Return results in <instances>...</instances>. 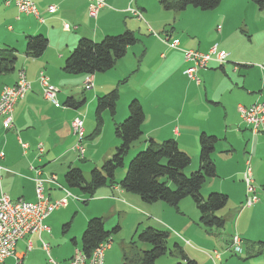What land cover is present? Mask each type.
I'll return each mask as SVG.
<instances>
[{"label":"crops","instance_id":"0c3cea01","mask_svg":"<svg viewBox=\"0 0 264 264\" xmlns=\"http://www.w3.org/2000/svg\"><path fill=\"white\" fill-rule=\"evenodd\" d=\"M104 1L105 5L99 9L95 17H92L88 12L89 0H47V6H41L39 9L38 5L36 6L37 3L33 0L37 15L20 12L14 0H0V44H13L18 41L21 50V52L18 50L14 71L0 78V93L3 86L14 84L21 69L25 70L27 79L30 82V89L24 98L14 104L12 125L5 129L2 126V118L0 117V152L3 153V156L0 157V193H7L12 200L21 198L27 201H34L36 199L33 179L34 171L31 168L34 167L41 169V177L43 178L47 179L54 175L55 182L44 184V193L51 201H56L65 198L68 195L67 193L73 194L72 192L75 191H70L64 183L63 174L68 167H78L81 170L82 167H87L86 169L97 167L96 161L99 157L95 155V152L85 155L86 152L84 151L83 156H80L77 151L72 149L76 142L71 137L73 134L70 129V123L74 117L79 116L82 108L63 106L69 97L81 100L80 88L88 75L82 73L68 74L63 70V65L67 55L79 38L85 37L99 41L104 36L120 34L126 30L133 32L136 36L138 35V38L136 37L138 41L135 45L127 48L126 54L116 62L113 68L106 71L112 72L109 76L122 79L126 73L127 77H134L139 80L143 76L142 81L146 84L149 79L147 76L151 75V72L148 68H145L140 76L138 73L141 70V64L144 62L149 64L153 58H158L161 67H166L169 64L165 74L169 73L170 63H176L175 68L169 73V77H174L175 84L178 79V101L173 103V107H163L159 105V102L152 100L147 95L139 99L136 96L142 104L145 119L141 126L143 133L141 141L135 144L130 151L132 150V153H134L136 150L143 149L149 139L160 142L173 138L177 141L179 148L190 155L192 160L191 171L198 166V137L202 132H205L218 137L220 139L218 142L221 141L219 146H217L218 143L216 144L214 152L216 174L218 176L224 179L228 177V179H232L233 183H236L235 177L242 179L246 159H249L250 163H254L255 166L258 164L262 166L263 160L260 159L262 153L259 150L264 149V131L254 134L250 126L240 118L238 107H248L256 101L264 102V92L262 90L264 88V65L259 64L260 58L254 55H241L237 52L234 46L236 38H231L230 35L231 22L229 25H225V15H221V20L219 19L220 15H216V23L218 22L216 25L217 36L214 35V37L210 33L213 43L203 44L200 38L195 41L197 37L194 36H192L193 39L189 38L181 42L178 38L179 36H173L174 34H187L183 28L178 27V31L176 30V26L179 24L178 13L173 10L163 9L158 0ZM242 1L245 2V0ZM50 5L55 8L51 13L47 11ZM132 10L139 12L140 15H136ZM262 12L264 11H260L257 14L263 20L258 18L254 21L246 22L243 19V24L239 22L241 25L239 29L251 38L261 30L264 32V15ZM257 24L258 27L255 29L254 27ZM10 29L11 31H8ZM208 30L210 32L211 29L209 28ZM152 32L164 33V38H167L168 41L177 39L178 47L171 48L163 42V38L147 35L152 34ZM29 34H42L48 37V46L39 57H30L24 54L25 37ZM229 39L231 46L225 42ZM137 45L139 47L138 50L135 48ZM214 45H216L218 50H223L227 53L226 61L222 64L210 61L205 68L199 69L196 73L199 79L198 82L188 78L184 71L189 63L184 59L183 50L193 49L204 53L209 51ZM51 46L53 51L50 52L48 49ZM219 46L221 47L220 49L218 48ZM162 49L167 51V55L164 52L159 53ZM158 53L159 56L157 57ZM130 58L133 63H136L137 67L127 62ZM237 66L245 68L242 74H236ZM40 72L46 75L49 82L58 88L56 98L61 106H55L44 98L42 87L38 82ZM106 72L89 74L92 77L93 88L91 89L93 90L88 93V100L90 99L88 103H93L94 99L96 102L97 96L111 89L109 84L112 82L106 80L108 85L104 84L105 78L100 75ZM157 76L161 81H164L165 75ZM252 77L256 82L248 80ZM159 84L162 86V82H159ZM85 99L87 100V97ZM130 99L124 101V105H120L119 108L124 106L122 112H119V108L116 106L114 123L120 122L121 118L126 117L128 114L126 103L128 104ZM230 107L245 125H243L244 131L240 130L242 126H236L237 130L243 132L241 137L246 143L243 148L234 149L231 140H229V133L234 130H230L227 123ZM87 110H89V105ZM169 110H172V113H169ZM81 117L84 118V115ZM87 129H89L88 121L86 122V130H83V135L85 131H88ZM89 135L90 133L86 137ZM220 135L224 136L221 137ZM19 140L26 143L27 148H22ZM118 144L119 141L115 135H111L109 145L104 154L100 155V160L103 159L104 161L110 157ZM37 147H40L42 151L39 152ZM240 149L241 151H239ZM237 150L238 159L233 154ZM70 152L74 153V155L70 154ZM87 158L89 159L86 160ZM232 160L240 162L239 167L234 171L228 169V166L232 164ZM78 161L83 163L80 164ZM48 163H50L49 166ZM224 172L229 174L225 176ZM252 174L255 181L261 180L256 175V170H252ZM121 177V173H119L118 178ZM206 182H208L207 186L204 184L206 191L216 189L213 178ZM217 189L219 190V188ZM201 191L203 194V189ZM73 197L75 199L79 198L77 195ZM93 198L104 202L107 208L102 212L88 215L86 219L92 216L113 218L115 214L121 215L122 212L125 213L127 207L131 208L129 205L136 207L135 204H140L139 202L141 201L136 195L122 190L117 183L113 185L106 184L98 188ZM240 199H242V207L231 206L226 214L230 215L231 211L239 213L237 219L235 218L234 233L240 236L242 243L247 240L262 241L260 239L263 237H257L255 231L245 230L240 224V220L245 219L247 221V219H250L251 214L254 215L255 212L259 211V207L262 204L259 201L254 208L250 207L247 209L244 207L246 199L245 185L244 190H241ZM184 202L186 201H181L179 204L181 213L183 212ZM66 206L67 203L64 207ZM141 206L146 205L141 203ZM156 207L168 210L164 205L158 203ZM138 209L142 211L141 208ZM135 212L137 213L136 210ZM137 214L141 217L143 216L140 213ZM46 220L44 221L45 225H47ZM106 225H111V222L109 224L105 223ZM152 225L168 229L164 225L156 223H152ZM188 226H182L181 229L184 228L186 230ZM44 234L47 233L45 232L42 235ZM27 240H30L33 247L34 244L38 245L40 239L37 234H32L18 240L15 245V252L22 256L21 264H34L36 263L35 254L37 251L34 250L27 256ZM122 245H119L120 248L116 244L112 245V247L110 246V251L105 254L104 264H115L118 255L117 251L122 250ZM113 249L116 250V253L109 254ZM184 249L187 250L186 247ZM43 252L49 254L50 249L48 252L43 248L41 249L44 259L46 255ZM69 259L70 257H67V260ZM42 262V264H45V262L47 264H58L52 259H45ZM12 263L9 262L7 264ZM119 264H121V258Z\"/></svg>","mask_w":264,"mask_h":264},{"label":"rangeland","instance_id":"374dc122","mask_svg":"<svg viewBox=\"0 0 264 264\" xmlns=\"http://www.w3.org/2000/svg\"><path fill=\"white\" fill-rule=\"evenodd\" d=\"M35 2L37 3L36 6L38 5V9L41 6H47V0H35ZM260 11L261 10H258L256 5L250 0H245V2L242 0H222V2L217 8L209 11H202L193 6H187L185 9L181 11H176L178 13V22H179V24L177 22L178 26H176V30L178 31V27L183 28L185 29L187 34L186 35L174 34L173 36L176 37L179 36L178 38L181 40V42L189 38L193 39L192 36H194L197 37L195 38V41H197V39L199 40L200 38L201 43L203 44H207L209 42L213 43L214 41H211L212 40L211 34H213V36L214 35L217 36L216 25L218 24V22L216 23V18H217L216 15H220L219 17L220 20L222 19L221 15H225V21H224L225 25H229L231 22L230 35L231 38H236L235 41L236 43L234 46L237 52L241 55H254L255 57L260 58L258 63L264 65V32L261 30L255 33V35L251 38L249 35L243 33L242 30L239 29L241 28L239 22L243 24V19H245L246 22H251L258 18L263 20V18H261L257 14ZM262 13L264 15V12ZM257 27L258 24L254 28L257 29ZM209 28L211 29L210 32L208 30ZM8 31H11V29ZM185 31L183 30V32ZM29 35H35V34H29ZM147 35L148 36L153 35L155 36V38L157 37L164 38V33L162 32L160 33L152 32V34H147ZM137 36L135 35V37ZM225 42L231 46L230 39ZM0 48L2 49L13 48L16 50V54L19 51L21 52L20 47L18 45V41H15L13 44H6V45L0 44ZM135 48H137L138 50L139 49L138 45L135 46ZM218 48L220 49L221 47L219 46ZM48 51L50 52L53 51V47L51 46V48L48 49ZM160 52H164L167 55V51H165L164 49L159 51V53ZM159 53L157 54V57L159 56ZM127 62L129 64H133V66H136V63L135 62L133 63L131 58L128 59ZM141 65L142 67L140 72L139 73L137 72L140 76L142 74V70H144L145 68H148L151 72V75L147 76V78L149 77V79L147 80L146 84H144L142 81L143 76H141L142 78L139 80L138 78L129 77V76L127 77L125 73L122 79H118V78L116 79L115 76H109L111 75L112 72H106L104 74H100L102 75V78H105L104 84H107L106 80H108L109 82H112L111 84H109L111 85L109 88L117 89L119 96L118 101L116 103L117 108H119L120 105H124V101H128L129 98L133 99L138 97L139 99V98H144V96L146 95L150 96L152 100L159 102V105L163 107L164 106L173 107V103L178 101V92H177L178 79L175 84L174 77H169V73L175 68L176 63L173 64L170 63V69L168 74L165 73L167 72L166 69L169 68V64L166 67L164 66L161 67L158 58L157 59L153 58L149 64H146L144 62ZM244 70L245 68L237 66L235 72L236 74H242ZM104 75H108V76H104ZM157 75H165L164 81H161ZM248 80L251 82H256L253 77L249 78ZM158 81L162 82V86L161 84H159ZM91 88H85L84 85L80 88V95H81L80 101L86 100L85 98L87 97V100L83 104H81V106L78 107V109L82 108L79 117L84 115V118L81 117L84 121V130H86V122L87 121L89 122V129H87L88 131H85L84 133V138L81 141V146L84 147L85 149L86 152L85 155L95 152V155L99 157V159H97L96 161L97 162L96 166L98 168L103 163V159L100 160V155L104 154V151L108 147L109 142L111 140V135H114L113 133L114 117L111 118L110 114L107 111L105 112V114L103 113V126L101 128L100 133L93 137L91 136L88 138L86 137L87 134L92 133L95 126V117H94L95 104H96L95 99L93 100V103L92 102L88 103V101L90 100V99L88 100L89 98L88 93L93 90ZM262 90L264 92V88H262ZM144 102L146 101L144 100ZM58 104H59L58 106H61L59 102ZM88 105H89V110H87ZM126 107H127V103H126ZM123 109L124 106L119 108V112L120 111L122 112ZM169 113H172V110H169ZM0 117L2 118V126H3V120L5 116L4 117L0 116ZM125 118L124 117L121 118L120 122H122ZM11 123H13L12 120ZM227 123L229 124L228 126L230 130L234 129L232 130L233 132L229 133V140H231L234 149L238 147L243 148V146L246 144L245 140H243V138L241 137L243 132L237 130L236 126H242L240 130H243L245 125L239 119L238 115H236L233 112L232 107H230L228 110ZM70 129H71V123H70ZM220 136L223 137L224 135H220ZM71 137L76 142L75 136L71 135ZM220 142H218L217 146H219ZM139 150L134 151V153H132V150L128 152L127 156L125 157V167L117 170L116 173L117 178L119 173H121V176L124 175L129 161L135 154H137V152H139ZM239 151H241V149ZM259 151L260 153H262L260 159L263 160V165L260 166L258 164L255 166L254 163L252 162L250 163L249 159H246V162H248L247 165H249L248 167L249 171L242 173V177L243 175L244 176L250 175L251 185L252 186L254 185V194H251V196L257 197V201L254 204H251V206L249 207H246L245 202L244 201L243 202H244V207H246L247 209L250 207L251 208L256 207L259 201L262 205H260L259 211L255 212L254 215L253 214L250 215V219H247V221L245 219L240 220V224L243 228H245V230H250L251 232L255 231L257 237H263L260 240L264 242V155H263L264 149H261ZM70 154L74 155V153L72 152H70ZM233 154L234 157L238 159L239 156L238 150ZM88 159L89 158H87L86 160ZM78 162H80V164L83 163L81 161ZM246 162H245V166H246ZM49 165L50 163H48V166ZM239 165H240L239 161L236 162L232 160V164L228 166V169L229 170L232 169L234 171L237 167H239ZM86 168L87 167H82V170L84 172L83 174L85 175V177L88 178L89 171L91 169H86ZM252 170H256V175H258L261 178L260 181H255L254 178L255 172L253 173L254 174L253 176ZM187 173H189V171H187ZM223 174L227 176V174L229 173L224 172ZM242 179H240V177H235L236 183H233L232 179H228V177H225L224 179L223 177L217 175L216 178H213V183L216 186V189H209L211 191H206V186L208 185L207 184L208 182H205L204 184L206 186L203 185L201 188V190L203 189V194L202 191L200 190L203 197H206L210 192H219L226 194L228 196L227 204L224 206V208L219 211H216V215H222L225 219V224L223 228H217V230L215 229L212 230L204 227L200 223V215L197 212L196 206L189 198H185L181 200L182 202L186 201L184 202L185 204L183 206L182 213L180 212L179 205H178V212H176V210L173 207L160 201L151 204L143 203L140 201L139 202L140 204H135L136 207L134 205H129L131 206V208L130 207L126 208V212H125L126 214L122 212L121 215L115 214L113 218L112 217L109 218L108 216L102 217V220L104 221V226L105 223L109 224L111 222V225L105 226L106 229L110 230L115 225L120 226V231L112 234V236H110L106 240L109 243V246L104 250V254H107L110 251L112 245L114 246L116 244V246L120 248L119 245L123 244L121 249H127L126 251L128 255L134 256L135 255V253L133 252L134 248L133 247L129 248V243L131 242V240H136V236L142 228L149 225L151 226L152 223H156L159 225H164L165 227L168 228L166 230L169 231V236L166 242L167 252L156 260L157 262L156 264H174L177 260H179V257L177 256L178 254L175 253V243H178L181 246L183 252L187 255V257L194 259L198 264H264V245H261L260 248L257 245L252 246L249 245L246 241H243V243L241 244V253L235 254L231 250V247L227 244V241L229 240L230 236L234 233L233 227L235 226V218L237 219L239 213L238 212L235 213L231 211L230 215L229 214L226 215V214L228 213L227 211L230 209L231 206H237L238 208H240V206L242 207V202H241L242 199H240V197H241V190L242 189L244 190V185H245V183H243L245 179L244 181H242ZM217 188H219V190ZM69 190L70 191L75 190L72 193L79 197L77 198L78 200L73 197L75 196L73 194H71V196L67 195L65 197L67 206L58 207L57 209H55L52 212L51 216L47 220L45 219L47 225H45L43 222V225L44 227H46V229H43L40 233H37L40 236L42 243H44L47 246V249H50V253L47 254L46 252H43L46 255L45 258L43 259L41 253V249H42L41 241L39 240L38 245L34 244L33 247L28 248V246H30V244L32 243L30 242V240H27L26 243V250H28L27 256H29V254L32 253L34 250L37 251L35 254L36 257L35 260L37 264H42L43 263L42 261H44L45 259L46 260L52 259L54 262H57L58 264H70V259L67 260V257L71 258L75 248H79L80 246L81 235L88 220L86 219L87 216L92 213L102 212L107 208V205L104 202L94 199L93 198L94 196L88 197L82 194L81 192H79L77 189H69ZM245 191H246V186H245ZM1 194L8 195L7 193L4 192H1L0 195ZM85 200L87 201L84 202ZM141 203L146 206H141ZM157 203L160 205H164V207H166V209L168 210L157 208L156 207ZM132 208H134L137 211V213H140L143 216L141 217ZM138 208H141L142 211ZM92 217H98V216H92ZM64 224H68V226L65 229L62 228ZM186 225H189L188 229L186 230L184 228L181 229L182 226H186ZM154 227L159 228L161 226L155 225ZM45 232L47 234L42 235ZM24 237H28V236H24ZM72 238L76 239L77 241L76 245L72 243L71 241ZM136 247L138 248V246ZM139 247L145 250L149 247V245L140 243ZM184 247H186L187 250L184 249ZM96 248L98 247L96 246L92 250L91 255H93V252L96 250ZM115 251L116 250L113 249L109 254H115L116 253ZM215 251L221 253L222 256L220 259H216L214 261ZM117 252L118 255H117V259L115 260V264H119V260L121 258V250H118ZM101 253L102 251L100 249L97 255L98 259H101ZM16 255L18 256V264H21L22 256H19L18 254ZM104 258H103V264H104ZM9 262L12 263L13 260L10 258L7 259L6 263ZM15 263L16 260L14 258V264ZM45 264H47V262H45Z\"/></svg>","mask_w":264,"mask_h":264},{"label":"trees","instance_id":"16d2710c","mask_svg":"<svg viewBox=\"0 0 264 264\" xmlns=\"http://www.w3.org/2000/svg\"><path fill=\"white\" fill-rule=\"evenodd\" d=\"M250 1L256 5L258 10L264 11V0ZM220 2L221 0H158L163 9L173 11H181L187 6L209 11L217 8ZM137 41L135 34L129 30L120 34L104 36L99 41L85 37L79 38L67 55L63 70L68 74L82 73L86 75L106 72L113 68L116 62L126 54L127 48L135 45ZM47 46L48 39L44 35H27L24 54L30 57H39ZM16 62L15 49L0 48V78L13 72ZM118 97L117 89H111L96 97L95 126L87 138L100 133L104 112L107 111L111 118L114 117ZM84 102V100L80 101L69 97L64 105L78 108ZM127 111L128 114L122 122L114 123V135L119 144L115 147L112 155L105 159L100 167L92 168L88 178L85 177L80 168L68 167L63 174L67 188L77 189L82 194L93 197L98 188L106 184L117 183L122 190L136 195L144 203L151 204L160 201L173 207L176 212H178V205L181 200L189 198L196 206L200 215V223L204 227L212 230L223 228L225 219L222 215H216V211L224 208L228 196L219 192H210L206 197H203L200 191L206 181L217 176L214 152L220 139L205 132L199 135L198 166L191 171V157L179 148L175 139L170 138L160 142L149 139L144 149L139 150L131 158L124 175L117 178V170L125 167V157L130 149L141 141L143 135L141 126L145 119V113L140 101L137 98L131 99L127 104ZM67 226L68 224H64L62 228L65 229ZM118 231H120L119 225L108 230L104 226L102 217H90L82 232L79 248L86 257H89L96 246ZM233 235L235 233L227 241L229 246ZM168 236L169 231L164 228L145 226L138 232L136 240H131L129 243V248H134L135 255L129 256L127 249L121 250L122 264H156V260L167 252ZM238 237L240 238L239 235ZM71 241L74 245L77 244L75 238H72ZM246 242L260 248L261 245H264L262 241L247 240ZM140 243L147 244L149 247L143 250L139 247ZM241 244L242 239L240 238V251L231 250L235 254L241 253ZM175 253L178 254L179 260L174 264H198L194 259L187 257L178 243H175ZM221 256L220 253V257L214 258V261L220 259ZM11 259L13 260V258ZM4 264H7L6 261ZM12 264H14V260Z\"/></svg>","mask_w":264,"mask_h":264},{"label":"built area","instance_id":"2783aa9c","mask_svg":"<svg viewBox=\"0 0 264 264\" xmlns=\"http://www.w3.org/2000/svg\"><path fill=\"white\" fill-rule=\"evenodd\" d=\"M90 4L88 7L89 14L92 17H95L99 9L105 5L104 0H89ZM17 8L20 12L32 13L37 15L35 5L33 0H14ZM55 10L53 5L48 6L47 11L53 12ZM136 15H140L139 12L132 10ZM163 42L171 48L178 47V40L174 39L168 41L167 38H163ZM184 59L189 64L185 69V74L188 78L199 81L196 73L199 69L205 68L210 61H216L220 64L225 62L227 53L223 50H218L216 45H214L207 52H200L193 49H184ZM38 82L42 86V94L45 99L51 102L53 105L58 106V102L55 98V95L58 91V88L51 84L48 80V77L40 72L38 76ZM85 88H91L92 77L88 75L83 82ZM30 89V82L27 79L26 72L23 69V76L21 79H16L14 84L7 86L2 90L0 95V116H5L3 120V126L5 129L9 128L12 123V111L14 104L24 98L27 91ZM238 112L240 118L247 125L250 126L251 131L254 134L264 131V102L256 101L248 107L239 106ZM11 124V125H10ZM83 119L79 116H76L71 121V131L76 138V143L72 147L74 151L78 152V155L83 156L84 147L81 146V141L83 139ZM20 142L22 148H27V144ZM38 151L41 152L42 149L37 147ZM3 154L0 153V156ZM246 162V169L244 172L249 171V165ZM34 171V183H35V197L34 201H26L23 199L11 200L8 195H0V264H4V261L11 257L15 258L16 263L18 264V256L15 252V244L17 240L21 239L24 236L40 233L44 227V220L58 207H63L66 205V198H62L56 201H51L44 193V184L46 182H55L54 175H51L49 178L41 177V169L31 167ZM245 174V173H244ZM245 177V178H244ZM243 181L246 186V201L245 206L249 207L251 204H254L257 201V197L251 196L254 194V185H251L250 175H243ZM250 182V183H248ZM71 196L70 193H67ZM22 235V236H21ZM24 235V236H23ZM38 235V234H37ZM39 236V235H38ZM41 241V238L39 236ZM42 248L48 252L47 246L42 243ZM240 238L238 235H233L231 239V249L234 252L240 251ZM98 246L102 251L101 259H98L97 256L86 257L80 248H75L74 253L71 257L70 264H103L104 250L109 246L107 241L101 242ZM32 244L28 246L31 248ZM214 257L219 258L220 253L215 251Z\"/></svg>","mask_w":264,"mask_h":264},{"label":"bare ground","instance_id":"6f19581e","mask_svg":"<svg viewBox=\"0 0 264 264\" xmlns=\"http://www.w3.org/2000/svg\"><path fill=\"white\" fill-rule=\"evenodd\" d=\"M89 12V11H88ZM90 15V14H89ZM97 15V14H96ZM91 16V15H90ZM23 76V69L19 70L18 72V76L17 79H21V77ZM42 87V86H41ZM6 88V85L3 86L2 90ZM98 248H96V250L93 252V255L91 256H97L98 255V251L100 250V246H97ZM100 253V252H99Z\"/></svg>","mask_w":264,"mask_h":264}]
</instances>
